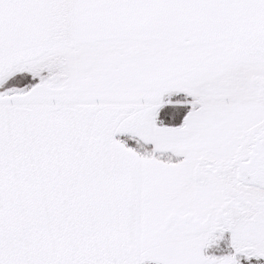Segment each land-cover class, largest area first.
I'll return each mask as SVG.
<instances>
[{
	"label": "snow or ice",
	"instance_id": "6c2138e0",
	"mask_svg": "<svg viewBox=\"0 0 264 264\" xmlns=\"http://www.w3.org/2000/svg\"><path fill=\"white\" fill-rule=\"evenodd\" d=\"M0 264H264V0H0Z\"/></svg>",
	"mask_w": 264,
	"mask_h": 264
}]
</instances>
